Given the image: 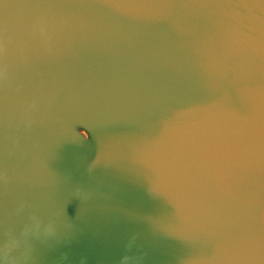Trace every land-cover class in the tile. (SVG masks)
I'll use <instances>...</instances> for the list:
<instances>
[{
    "label": "water",
    "instance_id": "water-1",
    "mask_svg": "<svg viewBox=\"0 0 264 264\" xmlns=\"http://www.w3.org/2000/svg\"><path fill=\"white\" fill-rule=\"evenodd\" d=\"M0 264H264V0H0Z\"/></svg>",
    "mask_w": 264,
    "mask_h": 264
}]
</instances>
